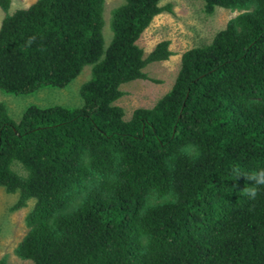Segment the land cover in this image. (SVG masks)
I'll return each instance as SVG.
<instances>
[{"label": "trees", "instance_id": "trees-1", "mask_svg": "<svg viewBox=\"0 0 264 264\" xmlns=\"http://www.w3.org/2000/svg\"><path fill=\"white\" fill-rule=\"evenodd\" d=\"M186 50L170 90L130 119L120 85L171 54L136 41L170 6L123 0L103 47L104 0H36L0 24V91L62 88L86 65L79 107L0 103V187L34 200L14 254L33 264H264V0ZM12 166L14 168H12ZM21 168V172L15 167ZM255 192V195H251ZM5 259H0L4 264Z\"/></svg>", "mask_w": 264, "mask_h": 264}, {"label": "rangeland", "instance_id": "rangeland-1", "mask_svg": "<svg viewBox=\"0 0 264 264\" xmlns=\"http://www.w3.org/2000/svg\"><path fill=\"white\" fill-rule=\"evenodd\" d=\"M36 0H10L7 14L27 8ZM123 0H104L103 5V47L111 40L109 20L113 9ZM159 6H170V11H162L154 16L136 41L146 57L161 41H168L170 55L166 60L148 64L143 72L147 79H137L120 85L122 96L114 104L123 109V119H130L137 108H150L168 92L180 69L182 54L191 48L204 46L211 42L214 35L226 23L242 11L215 7L212 13L204 11L203 0H159ZM0 8V24L5 16ZM91 66L86 65L81 72L62 88L44 86L28 94H8L0 91V103L6 106L8 116L17 122L24 110L30 106H63L75 108L82 105L81 85L90 78ZM12 168H14L12 166ZM15 170L21 172L16 166ZM18 192L7 193L0 187V259L4 264H33L15 256L14 249L24 237L28 228L24 223L26 214L31 210L34 200L26 201L24 207L11 211L17 201Z\"/></svg>", "mask_w": 264, "mask_h": 264}, {"label": "clouds", "instance_id": "clouds-1", "mask_svg": "<svg viewBox=\"0 0 264 264\" xmlns=\"http://www.w3.org/2000/svg\"><path fill=\"white\" fill-rule=\"evenodd\" d=\"M249 179L256 180L257 183H264V169L260 170L258 173L254 174L253 176L248 177ZM251 195H255V192H252Z\"/></svg>", "mask_w": 264, "mask_h": 264}]
</instances>
